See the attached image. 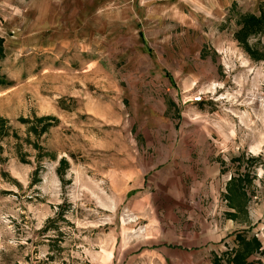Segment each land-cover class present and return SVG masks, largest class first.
<instances>
[{"label": "rangeland", "instance_id": "rangeland-1", "mask_svg": "<svg viewBox=\"0 0 264 264\" xmlns=\"http://www.w3.org/2000/svg\"><path fill=\"white\" fill-rule=\"evenodd\" d=\"M125 6L0 0V264H155L207 209L185 140L220 138L223 205L262 213L264 0Z\"/></svg>", "mask_w": 264, "mask_h": 264}, {"label": "crops", "instance_id": "crops-1", "mask_svg": "<svg viewBox=\"0 0 264 264\" xmlns=\"http://www.w3.org/2000/svg\"><path fill=\"white\" fill-rule=\"evenodd\" d=\"M80 1L87 5L101 7L106 4H123L131 10L129 6L131 0H125V3H122V0ZM195 104L197 103H191L190 106L194 108ZM214 126L216 127V124ZM201 129L205 131L206 127L201 126ZM183 143L189 151L201 146V155L198 158V162L201 163L200 174L191 177V180L195 182L199 179L203 186L202 189L193 191L195 194L203 195L207 209L205 208L202 212L197 210L189 213L186 218H192L191 231L184 234L180 230L174 237L175 239L164 238L161 243L155 245V252L148 256L154 257L155 264H264V234L261 233L262 240L261 236L254 235L251 229L255 222L260 220L263 222L261 227L264 230V202L259 208L262 211L260 217L256 215L255 206L248 204L246 217L241 221L238 220L237 209L223 205L226 202L223 193L226 194L230 187L224 188L226 184L220 178L223 169L221 160L224 158L222 150L210 148L211 145L219 148L218 145H224V143L220 142V138L216 140L212 137L185 140ZM259 185H261L260 182L254 183L251 188ZM259 242L261 246L258 248L260 251L258 253L256 248ZM231 246H236L235 252L228 251Z\"/></svg>", "mask_w": 264, "mask_h": 264}, {"label": "built area", "instance_id": "built-area-1", "mask_svg": "<svg viewBox=\"0 0 264 264\" xmlns=\"http://www.w3.org/2000/svg\"><path fill=\"white\" fill-rule=\"evenodd\" d=\"M262 87L259 90V101H260V105L262 106L263 110H264V85H261ZM208 94H204V93H199L197 97L193 96L190 99V103H203L206 100L210 99L207 98Z\"/></svg>", "mask_w": 264, "mask_h": 264}, {"label": "trees", "instance_id": "trees-1", "mask_svg": "<svg viewBox=\"0 0 264 264\" xmlns=\"http://www.w3.org/2000/svg\"><path fill=\"white\" fill-rule=\"evenodd\" d=\"M263 20H264V14H261L260 17H255L252 15L251 17L246 19L245 25H243V27L245 29H251L252 26H254V27H255V25L259 26V24L262 23ZM253 30H255V29H251L250 31H253Z\"/></svg>", "mask_w": 264, "mask_h": 264}, {"label": "bare ground", "instance_id": "bare-ground-1", "mask_svg": "<svg viewBox=\"0 0 264 264\" xmlns=\"http://www.w3.org/2000/svg\"><path fill=\"white\" fill-rule=\"evenodd\" d=\"M195 97H197V96H195Z\"/></svg>", "mask_w": 264, "mask_h": 264}]
</instances>
